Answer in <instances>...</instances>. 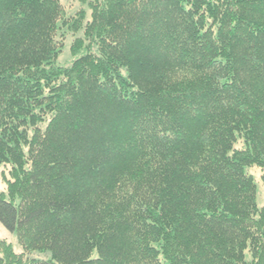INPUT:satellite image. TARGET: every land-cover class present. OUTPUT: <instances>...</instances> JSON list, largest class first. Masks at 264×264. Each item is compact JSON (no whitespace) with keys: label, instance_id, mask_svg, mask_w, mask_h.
Here are the masks:
<instances>
[{"label":"trees","instance_id":"16d2710c","mask_svg":"<svg viewBox=\"0 0 264 264\" xmlns=\"http://www.w3.org/2000/svg\"><path fill=\"white\" fill-rule=\"evenodd\" d=\"M80 1L0 0V264H264V0Z\"/></svg>","mask_w":264,"mask_h":264},{"label":"rangeland","instance_id":"374dc122","mask_svg":"<svg viewBox=\"0 0 264 264\" xmlns=\"http://www.w3.org/2000/svg\"><path fill=\"white\" fill-rule=\"evenodd\" d=\"M62 4L65 6L68 15H74L77 11L81 9H85L87 13V19H90L91 17V9L89 5L85 2H82L80 0H60ZM83 32L78 33H72L67 32L65 37V44L63 47V51L59 56L58 64L59 65H69L73 59V55L71 53V45L76 37L82 36ZM239 146L241 144H238ZM9 166H1L0 167V190L6 191L7 190V181L6 177H9L8 172ZM248 172L253 175L255 178V181L258 186L257 190V200L258 205L260 208L264 206V182L262 180V170L259 166L254 165L247 168ZM0 239H5L7 242H9L13 249L17 253H24L23 246L19 242L17 233L14 231L9 230L6 228L0 221ZM28 259L31 258H37V259H49L50 258V252H42V251H33L25 254Z\"/></svg>","mask_w":264,"mask_h":264}]
</instances>
